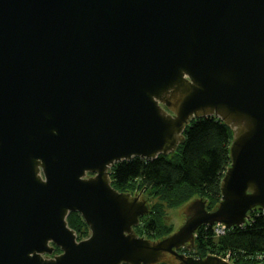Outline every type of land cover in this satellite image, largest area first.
<instances>
[{
  "label": "water",
  "instance_id": "water-1",
  "mask_svg": "<svg viewBox=\"0 0 264 264\" xmlns=\"http://www.w3.org/2000/svg\"><path fill=\"white\" fill-rule=\"evenodd\" d=\"M203 116L232 133L220 200L208 210L196 196L177 230L138 236L148 202L115 189L111 167L174 152ZM256 208L264 0H0V264H153L166 253L228 264L178 249L199 226H241Z\"/></svg>",
  "mask_w": 264,
  "mask_h": 264
},
{
  "label": "trees",
  "instance_id": "trees-1",
  "mask_svg": "<svg viewBox=\"0 0 264 264\" xmlns=\"http://www.w3.org/2000/svg\"><path fill=\"white\" fill-rule=\"evenodd\" d=\"M184 136L172 153L151 160L133 157L111 167L115 189L142 191L152 199L149 212L140 216L141 224L136 225L142 235L163 237L172 233V227L165 224V207H178L198 196L206 199V208L212 210L220 200L221 178L230 164L231 129L214 116H203L190 121ZM66 218L77 239L88 234L78 212H70ZM189 247L195 257L229 254L233 264H260L262 257L264 264V212L254 209L244 225L227 228L222 235H216L212 225H201ZM157 264L173 263L165 260Z\"/></svg>",
  "mask_w": 264,
  "mask_h": 264
},
{
  "label": "rangeland",
  "instance_id": "rangeland-1",
  "mask_svg": "<svg viewBox=\"0 0 264 264\" xmlns=\"http://www.w3.org/2000/svg\"><path fill=\"white\" fill-rule=\"evenodd\" d=\"M151 200H152L151 197H150V199L148 198L149 205L151 203ZM185 204L178 206V207H165V212L163 213V214H165V222H166L165 224L172 227V229H173L172 232L177 230L178 227L181 226L183 221H184V216H182L179 213H180V209ZM88 234H89V230H88ZM82 238H84V237H82ZM78 239H80V238H78Z\"/></svg>",
  "mask_w": 264,
  "mask_h": 264
},
{
  "label": "flooded vegetation",
  "instance_id": "flooded-vegetation-1",
  "mask_svg": "<svg viewBox=\"0 0 264 264\" xmlns=\"http://www.w3.org/2000/svg\"><path fill=\"white\" fill-rule=\"evenodd\" d=\"M128 194H131V195H139V199L141 198H145L146 200H147V202H148V205H149V201H148V199L143 195V194H141V193H135V192H133V193H131V192H129ZM139 223H140V219H139V222H138V224L137 225H139ZM141 224V223H140ZM89 229V228H88ZM134 232L138 235V236H142V237H144V238H146V239H149V240H151V241H156V240H159V239H161L162 237H150V236H147V235H142V234H140L139 232H138V228H136V225L134 226ZM89 233H90V231H89ZM89 234H87L86 236H84V238L85 237H87ZM163 237H165V236H163ZM81 239V238H80ZM59 252V249H56L55 248V250H54V253H58ZM170 258L171 259H173V262H174V264H177V260H176V258L174 257V256H172V254H170V253H166L165 255H163V257L162 258H160V260H158L157 262H155V263H153V264H157V263H160V262H162V261H169V262H171L170 261ZM122 264H127V263H122Z\"/></svg>",
  "mask_w": 264,
  "mask_h": 264
},
{
  "label": "built area",
  "instance_id": "built-area-1",
  "mask_svg": "<svg viewBox=\"0 0 264 264\" xmlns=\"http://www.w3.org/2000/svg\"><path fill=\"white\" fill-rule=\"evenodd\" d=\"M212 228H213L214 233H216V235H222L226 231V229H227V227H225L221 223H215V224H213L212 225ZM179 250H180L181 253H184V255H190V253H189L190 248H188L186 245L181 246L179 248ZM191 256H193V255H191ZM217 256H219L222 259H224L225 261H227L228 264H233L232 259L230 258L229 254H226V255H217ZM262 259L263 258L261 257L260 258V261H259L260 264H263V262L261 263Z\"/></svg>",
  "mask_w": 264,
  "mask_h": 264
}]
</instances>
